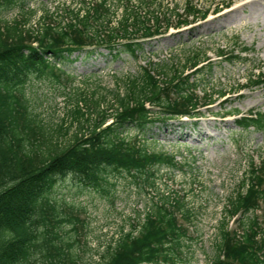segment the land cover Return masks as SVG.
Returning a JSON list of instances; mask_svg holds the SVG:
<instances>
[{
    "label": "trees",
    "instance_id": "1",
    "mask_svg": "<svg viewBox=\"0 0 264 264\" xmlns=\"http://www.w3.org/2000/svg\"><path fill=\"white\" fill-rule=\"evenodd\" d=\"M13 1L0 0V8ZM206 14L192 1L180 8L165 0H71L53 12L45 8L29 27L0 25V264H83L60 233L63 223L82 220L78 209L59 205L52 197L58 180L74 177L81 186L107 195L116 188L115 176L127 173L142 175L154 187L155 169L175 166L174 157L150 151L138 137H124L122 131L135 127L147 132L173 121L198 119L202 109L211 110L216 96L226 94L205 88L198 93L195 76L208 68L210 59L195 52L182 66L172 65L166 78L145 69L110 110L95 113L87 98L79 99L69 112L71 126L64 131L68 141L59 144L30 110L25 84L33 79L68 81L72 76L61 64L78 60L82 52L106 50L113 59L123 53L138 58L145 45L171 28L181 29ZM238 50L220 49L218 56L242 60L240 53L253 51ZM247 80L264 88L261 71ZM234 122L240 131L264 134V111H250ZM263 205L264 157L258 162L251 157L240 187L225 206L211 264H264ZM193 218L178 198L162 195L150 203L143 219L108 245L101 264L183 263L184 250L195 241L189 231ZM234 218L233 229L229 222Z\"/></svg>",
    "mask_w": 264,
    "mask_h": 264
},
{
    "label": "rangeland",
    "instance_id": "2",
    "mask_svg": "<svg viewBox=\"0 0 264 264\" xmlns=\"http://www.w3.org/2000/svg\"><path fill=\"white\" fill-rule=\"evenodd\" d=\"M70 1L14 0L11 4L5 3L0 8V25L29 27V22L34 25L39 21L45 8L53 12L56 6ZM187 1L199 5L198 9L202 11L209 10V17L191 30L182 29L179 33L172 30L151 45H145L138 58L123 53L113 59L106 50L89 55L82 52L78 60L61 64L72 76L68 81L33 79L24 86L30 110L59 144L68 141L64 131L71 126L69 112L79 99L87 98V104H93L95 113L110 110L117 104L118 95L124 96L133 79L141 78L145 69H150L161 79L166 78L172 65L182 66L195 52L206 53L212 61L207 69L195 76L200 85L198 93L202 94V88L209 92L226 91V97L216 96L212 110L203 109L199 119L173 121L169 126L152 127L147 132L135 127L122 131L124 137H138L150 151L174 157L175 166L155 169L154 187L150 188L142 175L134 178L127 173L115 176L116 188L107 195L81 186L74 177L58 180L52 197L59 205L78 209L82 220V223H63L60 233L73 244L83 264H101L108 245L123 230H130L143 219L150 203L158 201L162 195L178 198L185 209L194 214L189 231L195 241L191 249L184 250V262L178 264H211L227 201L240 187L250 157L257 161L264 157V134L240 131L235 126L234 116L224 119L226 115H222L225 112L234 115L232 112L236 110L241 114L252 109L264 110L263 88L240 93L233 90L245 83L253 69L264 70V2L220 19L217 17L225 10L211 14L214 8H220L221 3H230L231 8L241 0H165V4L182 8ZM236 41L254 51L244 53L243 60L218 57L220 49H235ZM60 127L64 130L60 131ZM262 216L264 224V214ZM234 220L229 222L233 229L237 226Z\"/></svg>",
    "mask_w": 264,
    "mask_h": 264
},
{
    "label": "bare ground",
    "instance_id": "3",
    "mask_svg": "<svg viewBox=\"0 0 264 264\" xmlns=\"http://www.w3.org/2000/svg\"><path fill=\"white\" fill-rule=\"evenodd\" d=\"M264 2V0H241L238 4L233 6L232 8L228 9L221 16L217 17L218 19L229 16L237 12L238 10H245L247 7L252 6L256 3ZM215 20V19H214Z\"/></svg>",
    "mask_w": 264,
    "mask_h": 264
}]
</instances>
